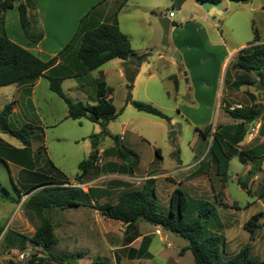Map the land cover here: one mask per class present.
Segmentation results:
<instances>
[{
  "label": "rangeland",
  "instance_id": "1",
  "mask_svg": "<svg viewBox=\"0 0 264 264\" xmlns=\"http://www.w3.org/2000/svg\"><path fill=\"white\" fill-rule=\"evenodd\" d=\"M78 1L38 0L34 10L41 7L42 14L37 17L40 20L46 8L51 5L60 7L65 17H60V21L56 19V22L68 30L72 27L73 17L81 11L103 10L100 19L105 20L114 14L121 2ZM201 10L194 0L185 2L179 10H176L172 0H128L118 15L121 30L130 35L134 50L148 47L151 50L147 54L150 55L141 64L139 60L136 63L131 61V69H136L131 88L128 87V80L120 78L115 70V62H120V59L104 65L91 75L92 78H99L101 72L107 73L104 80L113 88L111 98L119 113L107 129L119 136L128 131L123 143L140 157L139 167L132 176L104 173L102 166L107 161L121 162L115 156L106 158L103 155L104 150L114 146L112 138L102 134L104 127L100 123L66 118L67 105L50 90L48 80L43 79L35 95L37 110L31 116L35 128L26 166L29 172L51 177L45 179V185L26 194L28 189L39 183V177L29 176L28 172H12L17 163L9 152L0 150V183L9 191L8 198L0 197V228H4L0 239V264H57L54 258L71 254L80 256L77 261L72 260L74 264H91L94 260L104 264H195L190 251L181 253L188 244L181 237L144 220L138 221L125 234L126 226L122 222L104 218L93 207L96 203L115 204L123 193L140 190L148 178L156 179L157 205L163 213L169 212L170 196L178 187L193 197L198 196L195 200L209 201L217 207L221 226L210 230L224 239L223 257L231 258L241 249L249 248L253 258L264 260V227L252 239L243 228L245 221L257 213H262L261 221H264V175L252 184L254 194L261 200L258 204L257 197L252 192L247 194L238 184L239 179L245 178L246 165L234 157L229 163L227 175L222 177L207 157L212 134L217 128L236 134L237 126L246 124V136L236 146L238 151L264 144V95L258 89L260 83L264 84V78L262 80L255 73L244 72L236 64L241 50L251 51L252 46L264 44V0L256 9L253 4H239L233 8L228 4L227 10L216 20L209 16L207 21H203ZM171 12L176 26H171L169 34L171 48H166L159 20ZM0 21V35H5L16 44L26 46L29 43L17 8L7 11ZM253 26L261 38L255 44ZM38 29L41 30L39 26ZM243 44L246 47L240 48ZM165 54L171 55V64L168 59L160 58ZM175 54L182 56V60H177ZM228 57L231 58L229 67L224 65ZM175 76L179 79L178 87ZM62 88L73 100L96 103L90 99L92 94L95 96L93 88L87 86L82 89L74 79L64 81ZM0 90H3L0 91L2 110L4 105L11 103L15 87ZM130 96L134 101L156 107L170 121L136 110L127 103ZM258 106H261L259 118L248 124L229 115V112H247ZM53 119H61L57 127H51ZM19 120L17 116L14 118L15 127ZM209 127V138L198 139L199 131ZM93 135H101L99 170L78 178L79 163L94 151ZM1 136L11 150L22 147L21 142L12 136L3 133ZM158 149L161 156L156 153ZM11 152L18 156L17 151ZM47 159L68 177L67 180L51 174ZM179 160L182 167L190 168L175 172L179 169ZM200 179H207L209 188L199 194L195 184ZM224 184L227 185L226 195ZM53 186L80 187L89 198L85 206L54 209L47 214L53 222L58 244L45 253L27 239L40 227L41 219L25 203L35 192ZM142 251L144 255L139 259ZM148 253L151 257L147 256Z\"/></svg>",
  "mask_w": 264,
  "mask_h": 264
},
{
  "label": "trees",
  "instance_id": "2",
  "mask_svg": "<svg viewBox=\"0 0 264 264\" xmlns=\"http://www.w3.org/2000/svg\"><path fill=\"white\" fill-rule=\"evenodd\" d=\"M128 0H121L119 6L113 15L105 20H101V13L98 9H93L85 15L78 28V32L72 41L60 52V54L49 60L43 61L30 51L24 49L11 41L5 35H0V88L9 86L33 85L39 78H46L49 82L50 90L58 95L67 105L68 116L72 120L86 119L92 123H100L104 127L103 135L110 136L114 146L104 150V157L115 156L121 162L107 161L102 170L105 174H118L132 176L137 171L140 164V157L132 149L127 147L119 135H113L107 129L108 124L118 117V112L113 104L111 95L113 88L101 78L91 77L93 71L98 70L103 65L114 59L129 60V65L125 68L126 79L132 87L136 69H131L132 60L139 57L134 52L129 37L124 34L118 22V13L125 6ZM175 1V0H172ZM212 2H221L224 0H210ZM240 1V0H237ZM19 2V17L22 29L26 38L32 43H39L43 38V33L38 29L37 17L31 15V11L37 8L38 0H0V14L12 9L15 3ZM172 26L176 23L172 22ZM253 43H259L261 38L258 30L253 26ZM248 49L241 50L237 59V67L247 73H255L262 80L264 78V44L254 45ZM132 65V64H131ZM135 65V64H134ZM67 79H74L79 84H85L95 93L96 103H84L71 99L62 88V84ZM176 87L178 81L174 78ZM136 110L150 115H154L166 121L170 118L156 107L134 101L131 96L127 100ZM14 102L5 105L0 112V132L8 134L19 140L21 148H14L0 143V150L7 151L12 155L13 160L24 167L29 176L39 177V183L33 185L26 194H30L35 189L45 185V179L51 177L47 174L29 172L27 170V157L32 146V137L35 126L25 124L22 127H15L10 117L13 113ZM261 106L251 109L247 112H229V115L236 120H244L251 123L260 116ZM263 127H261L262 133ZM44 134V133H43ZM210 127L199 131L202 140H207L210 136ZM44 136V135H43ZM246 136V124L237 126L236 134L230 131L218 130L212 134V142L207 157L216 165L220 176L227 175L229 163L232 158L237 157L242 164H251L244 179H239V186L251 195L249 181L262 171L264 161V144L246 151L236 150ZM101 135L91 137L94 151L89 157L78 165V178H83L88 174L99 170L100 149L99 141ZM9 150V151H8ZM11 151H17L15 156ZM158 156H161L160 150H156ZM1 161V156H0ZM47 164L51 174L63 177L67 176L54 166L51 160L47 159ZM3 194L1 198L9 197V191L0 183ZM18 192L21 189L15 186ZM156 179L148 178L144 181L140 190L128 191L120 195L115 204L104 203L94 204L106 219L120 221L126 226L125 234H128L131 227L140 220L181 237L188 244L182 249L181 253L190 251L195 264H264V260L253 258L249 248L241 249L235 256L225 258L222 256V247L224 239L210 228L220 227V220L217 207L209 201H197L192 198L185 190L176 188L170 196L169 212L159 211L156 196ZM22 193V192H21ZM88 194L83 192L80 187L75 186H53L45 187L32 194L26 201V206L35 212L41 219V225L31 238H27L43 252L48 253L52 246L58 244V239L54 234V225L47 214L54 209H71L85 206L88 202ZM262 213L251 216L243 225L251 239L262 227ZM4 233V228H0V239ZM24 250V247H23ZM144 252H140L139 259ZM148 257L151 255L148 253ZM70 258L71 260H68ZM79 255H67L56 257L54 261L57 264H74ZM13 264V263H10ZM91 264H104L94 260Z\"/></svg>",
  "mask_w": 264,
  "mask_h": 264
},
{
  "label": "crops",
  "instance_id": "3",
  "mask_svg": "<svg viewBox=\"0 0 264 264\" xmlns=\"http://www.w3.org/2000/svg\"><path fill=\"white\" fill-rule=\"evenodd\" d=\"M61 1H63V0H61ZM64 1L65 2H79L78 0H64ZM259 1L261 2V0H259ZM222 2H223V11H222V14L221 15H223L224 11L227 10V5L229 4L227 0H224ZM18 6H19V2L15 3V5H14V7L12 9H15V8L18 9ZM59 8L60 7H55L54 5H51L49 8H46L45 9L43 18L40 19V20L37 19V25L39 26V28H41V31L43 33V38H42V40L39 43L35 44V43H32V42L29 41V43H27L26 46L21 45V44H18L19 46L23 47L24 49L30 51L31 53H33L34 55H36L37 57H39L40 59H42L43 61H49V60L57 57L60 54V52H62V50L72 41V39L77 34L81 19L85 15L88 14V11H86V9L84 11H81V13L76 14L73 17L72 27L67 30V29L62 28L61 27V24L59 25V23L56 22V19H58L60 21V19H61L60 17H65V13H63V10H61ZM200 8L202 9L201 11H203V13H204V14H201L200 15L201 19L203 21H207L206 19H207V17H209V14L205 10H203V8L201 6H200ZM12 9H9V10H12ZM9 10H7V11H9ZM102 11L103 10H101L100 13ZM107 11L108 10H106V12ZM120 11H119V13H120ZM6 12L1 13L0 14V17L1 16L4 17V15H5ZM18 13H19V9H18ZM119 13H118V15H119ZM41 14H42V9H41V7L38 6V9H37L36 14L34 16L38 17V15L40 16ZM221 15L217 16L216 18H212V19L213 20H216ZM166 17H168V16H166ZM19 20H20V17H19ZM171 22H173L172 19H171ZM0 23H1V21H0ZM195 25L197 26L198 24L196 23ZM119 27H120V23H119ZM120 29H121V27H120ZM169 34H171V27H170ZM127 36L129 37V39L131 41L130 35H127ZM244 47H246L245 44H243V45L240 46V48H244ZM166 48H171V42L169 44V47H166ZM150 50L151 49H149L148 47H146L143 50H137V51L134 50V52L136 53V55L140 59L143 55L147 54ZM236 53H234L233 55H235ZM233 55H232V57H233ZM160 58L165 59V60L168 59L169 60V63L171 64V55H168V54L160 55ZM179 58H180V61H181L183 57L181 56ZM139 59L135 60V63ZM114 60H111V61H109L106 64L114 63ZM144 61H145V59L143 60V62ZM230 61H231V58H229V57L226 58L224 65L227 64V67H229ZM115 63H117V66H116V69L115 70H116L118 76L120 78H126L125 68L129 65V60L128 61L121 60L120 62H115ZM172 63H174V61ZM101 68H99V69H101ZM98 70H96V71H98ZM93 72H95V71H93ZM92 73H91V75H92ZM106 76H107V73L106 72H101L99 78H101V79L104 80V78H106ZM43 79H46V78H44V77L43 78H39L33 85L9 86V87H15V92L12 95L13 96V99L11 101V102H14V107H13V113H12V115L10 117V121L13 124L14 123L13 122L14 118L16 116L19 117L20 120L17 121V124H16L18 128L22 127L25 124H32L31 123V116L37 110L36 103H35L36 90H37L38 86L41 84V82L43 81ZM94 79H97V78H94ZM175 79L179 82V79H178L177 76H175ZM80 86H81L82 89L84 87H87V85H85V84H82V85L80 84ZM4 88L5 87L0 88V89H4ZM0 91H3V90H0ZM90 99L96 101V97L93 96V94L90 97ZM4 107H5V105H4ZM2 110H0V112ZM67 116H68V109H67ZM60 122H61V119H53V121L51 122L50 125H51V127H57L60 124ZM42 123L43 122L40 121V124L41 125H42ZM40 128H42V127L40 126ZM127 134H128V131H125V133H123L122 136H120L121 139H122V142H125L126 141ZM1 135H2V133L0 132V143L3 142V144H8V143H6L5 140H3V137ZM198 139H200L199 133H198ZM18 148H21V147H18ZM249 149H252V148H249ZM179 161H180V163H178V168L179 169L176 170L175 172L180 173V172L184 171L185 169H189L190 168V167H188V168L182 167V161L181 160H179ZM245 165L247 166L246 173L244 174L246 176V174L248 173V171L251 169V164L249 163V164H245ZM11 170H12V172H17L19 174V173H23L24 170H26V167H24L22 165H19V164H15ZM261 175H264V161L262 163V171L259 172L255 176V178L249 183V187L251 189L252 195H254V196H256V195L254 194V191H253V188H252V184L254 183V181H256L257 179H259V177ZM235 176L239 177L240 175H235ZM226 184H224L225 187L223 189L225 195L227 193V190L226 189H227V185H228V184L227 185ZM207 187L209 188V186L207 184V179H206V181L205 180L203 181V180L200 179V181L198 183L196 182V184H195L196 192L199 193V194L202 193L205 189H207ZM186 192L192 198H194V199L198 198V196H194L193 197L188 191H186ZM256 197H257L256 202L259 204L261 200H260L259 196H256Z\"/></svg>",
  "mask_w": 264,
  "mask_h": 264
},
{
  "label": "water",
  "instance_id": "4",
  "mask_svg": "<svg viewBox=\"0 0 264 264\" xmlns=\"http://www.w3.org/2000/svg\"><path fill=\"white\" fill-rule=\"evenodd\" d=\"M189 0H175L174 1V4H175V8L176 10H179L183 4L185 2H187ZM199 6H201L203 8V10H205L209 16H211L212 18H216L217 16L221 15L222 14V11H223V2H212L210 0H194ZM229 5H230V8H233L239 4L241 5H247V4H253V8L256 9L258 8L260 5H261V2L259 0H240V1H237V0H227ZM32 16H34L36 14V11L35 10H32ZM159 23L163 29V45L165 47H169V32H170V27H171V19L169 17H164V18H161L159 20ZM150 54H145L144 56H142L140 59H139V64H141V62H143V60L149 56ZM175 57L177 58V60H180L178 54H175ZM258 89L260 92L263 93L264 95V84L263 83H260L259 86H258Z\"/></svg>",
  "mask_w": 264,
  "mask_h": 264
},
{
  "label": "built area",
  "instance_id": "5",
  "mask_svg": "<svg viewBox=\"0 0 264 264\" xmlns=\"http://www.w3.org/2000/svg\"><path fill=\"white\" fill-rule=\"evenodd\" d=\"M167 16H168L170 19H172L173 16H174V14L171 12V13H169Z\"/></svg>",
  "mask_w": 264,
  "mask_h": 264
}]
</instances>
